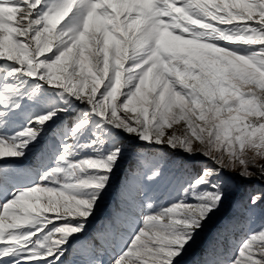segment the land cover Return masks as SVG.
<instances>
[{
	"label": "snow or ice",
	"instance_id": "snow-or-ice-1",
	"mask_svg": "<svg viewBox=\"0 0 264 264\" xmlns=\"http://www.w3.org/2000/svg\"><path fill=\"white\" fill-rule=\"evenodd\" d=\"M257 158L264 0H0V264H186ZM232 230L202 264H264V225Z\"/></svg>",
	"mask_w": 264,
	"mask_h": 264
},
{
	"label": "rangeland",
	"instance_id": "rangeland-1",
	"mask_svg": "<svg viewBox=\"0 0 264 264\" xmlns=\"http://www.w3.org/2000/svg\"><path fill=\"white\" fill-rule=\"evenodd\" d=\"M177 128L183 127V122L180 125H176ZM251 154V153H250ZM33 162L35 157L31 158ZM197 161H204L205 157L198 156L195 158ZM257 163H264V160L257 158ZM135 164L134 157H130L122 165L121 171L119 173L118 179L114 182L113 189L109 197L100 206V210L96 214V218L92 221L91 226L88 229L85 238H91L93 234H99L106 231L107 226L110 221H114L118 213L122 211V188L121 185L125 181L126 175H130V170L133 169L132 165ZM239 169H237V172ZM252 171H257L255 168ZM237 172L225 173V178L227 180V196L224 201L223 207L220 212L209 222L204 232L201 234L198 242L189 251L186 257V264H198L197 260L199 255L210 243V239L213 235H217L218 232L225 233V230H229L227 233H232L234 231L238 232V237H235V241H239L241 236L246 234L244 230H232L233 225H244L245 229L250 226L251 230L258 229L261 225H264V199H262L257 205L252 206L250 203V198L255 194L264 195V178H260L258 175L251 179H244L240 177ZM241 211L245 214V219H229V216L233 215L235 212ZM251 218V220H249ZM233 239H229L228 246L230 248L228 251H223L225 255L230 254L234 251L232 244ZM211 258V257H210ZM208 258V259H210ZM79 259V257H76ZM105 262L107 264L110 259V255L106 254Z\"/></svg>",
	"mask_w": 264,
	"mask_h": 264
},
{
	"label": "trees",
	"instance_id": "trees-1",
	"mask_svg": "<svg viewBox=\"0 0 264 264\" xmlns=\"http://www.w3.org/2000/svg\"><path fill=\"white\" fill-rule=\"evenodd\" d=\"M135 164L132 165V167L134 168ZM129 176V175H126ZM245 214H242L241 211L235 212L233 215L229 216V219H238V223L240 222V220H244L245 219ZM234 221V220H232ZM221 231V229H220ZM219 231V232H220ZM218 232L217 235H213L212 238L210 239V243L207 246V249H204L202 251V253L199 255L198 257V264H202L203 261L207 260L208 258L212 257L214 252H218L221 248H223V251H228L230 250L229 246H228V241L229 239H235V237H238V232L234 231L232 233H226L228 239L224 240L223 244H221V241L224 239V234L225 233H221V236L219 235L220 233ZM230 232V231H229Z\"/></svg>",
	"mask_w": 264,
	"mask_h": 264
}]
</instances>
